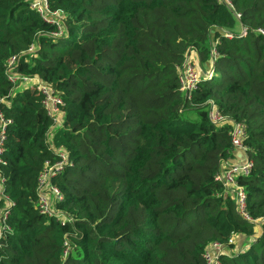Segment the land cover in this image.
I'll return each mask as SVG.
<instances>
[{
  "label": "trees",
  "instance_id": "trees-1",
  "mask_svg": "<svg viewBox=\"0 0 264 264\" xmlns=\"http://www.w3.org/2000/svg\"><path fill=\"white\" fill-rule=\"evenodd\" d=\"M31 1L0 0V110L11 120L0 264H207L209 245L236 234L248 246L225 264H264V233L216 179L237 151L230 124H213L208 106L245 126L253 166L238 182L250 215L263 217L264 0H49L63 12L60 36ZM189 53L213 58L214 75L187 100L179 68ZM12 56L64 102L49 136L44 95L14 90L6 75ZM55 148L68 154L52 178L63 194L56 207L71 222L37 205Z\"/></svg>",
  "mask_w": 264,
  "mask_h": 264
},
{
  "label": "built area",
  "instance_id": "built-area-1",
  "mask_svg": "<svg viewBox=\"0 0 264 264\" xmlns=\"http://www.w3.org/2000/svg\"><path fill=\"white\" fill-rule=\"evenodd\" d=\"M31 6L38 12L44 21L57 26L58 31L54 32V35L60 36L64 33L61 24L63 12L52 9L49 0H32ZM260 31L264 34L263 30ZM241 32L246 33V28L242 27ZM229 36L231 35L229 34ZM33 50L34 47L32 46L28 52ZM19 58L20 56H12L9 59L5 71L6 75L8 79L15 85L14 90H18L21 84H25L26 86L20 89L25 87H35L44 95V107L47 111V114L51 116L54 121V125L47 133L49 136L51 130L63 125L64 112L61 106L64 104V102L61 96L55 91L54 87L44 82L39 76H27L20 73L18 69ZM189 58L190 53L187 54L183 65L179 68L180 91L185 95L187 100L191 99L193 91L197 88L202 76L211 78L214 75L213 58H211V62H213L212 70L209 69L207 71H203V74L199 72L196 64ZM208 103L210 121L216 125L230 124V137L232 145L235 147L238 154H241V152L243 153L240 155V159L238 160L236 158L223 160L221 169L216 175V179L224 185L226 194H231L235 202V210L239 216L245 221L256 224L257 227L262 225L261 227L264 228V216L260 218H253L248 212L246 190L244 186L238 182V178L240 176H247L250 174L253 166V161L249 157V147L244 143L245 126L235 119L222 114V112H220V110L216 107L213 100H209ZM9 123H11V120L7 119L0 110V163L3 161L2 155L4 151V142L6 139V132ZM54 152L59 156V159L54 163L47 161L42 173L39 176L37 205L41 213L47 214L49 216H55L63 222H71L74 220V218L72 216L66 215L56 207V203L63 198V194L61 190L52 183V178L57 176L67 164L68 154L66 151L62 150V148H55ZM4 179L5 177L0 174V194H2V190L4 188ZM5 218L6 214L2 218L3 222ZM262 233H264V229ZM0 235H2L1 230ZM234 238L235 235H232L228 242L223 243L215 241L211 243L205 253L207 264H225L222 259L223 255H232L234 252L240 251L237 246H233ZM247 246L248 244L245 243L244 248Z\"/></svg>",
  "mask_w": 264,
  "mask_h": 264
},
{
  "label": "rangeland",
  "instance_id": "rangeland-1",
  "mask_svg": "<svg viewBox=\"0 0 264 264\" xmlns=\"http://www.w3.org/2000/svg\"><path fill=\"white\" fill-rule=\"evenodd\" d=\"M242 30V29H241ZM190 60H192L195 64H196V66H197V68H198V70H199V72H203V70L204 71H207V70H212V68L213 67H211V64H203V66H202V64H199L198 65V62H197V59L195 58V55H193V53H190V58H189ZM210 61H212V60H210ZM200 62V61H199ZM211 63H213V62H211ZM203 74V73H202ZM24 86H26L25 84H21L20 85V88H22V87H24ZM192 118H194V119H196L197 117L196 116H192ZM241 154H243L242 152H241ZM241 154H239V155H241ZM238 160V159H237ZM262 226V225H261ZM261 226H259V227H257L256 228V234H261L262 233V231H263V227H261ZM252 239V238H251ZM250 239V240H251ZM245 243H246V238L243 236V235H240V234H236L235 235V238H234V245L233 246H237L238 248H239V250H243V248H244V245H245ZM238 250V249H237Z\"/></svg>",
  "mask_w": 264,
  "mask_h": 264
},
{
  "label": "crops",
  "instance_id": "crops-1",
  "mask_svg": "<svg viewBox=\"0 0 264 264\" xmlns=\"http://www.w3.org/2000/svg\"><path fill=\"white\" fill-rule=\"evenodd\" d=\"M193 55H195V58L197 59V62H198V65H199L200 62H199V58H198V56H197L195 53H193ZM208 64H211V67H212V63H211V61H209ZM202 66H203V64H202ZM203 71H204V70H203ZM236 159H240V155L238 154V152H236Z\"/></svg>",
  "mask_w": 264,
  "mask_h": 264
},
{
  "label": "water",
  "instance_id": "water-1",
  "mask_svg": "<svg viewBox=\"0 0 264 264\" xmlns=\"http://www.w3.org/2000/svg\"><path fill=\"white\" fill-rule=\"evenodd\" d=\"M214 62V61H213Z\"/></svg>",
  "mask_w": 264,
  "mask_h": 264
}]
</instances>
